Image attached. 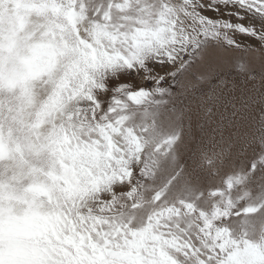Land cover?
Instances as JSON below:
<instances>
[{
	"label": "snow or ice",
	"instance_id": "obj_1",
	"mask_svg": "<svg viewBox=\"0 0 264 264\" xmlns=\"http://www.w3.org/2000/svg\"><path fill=\"white\" fill-rule=\"evenodd\" d=\"M253 3L264 11V0ZM5 4L26 14V24L11 59L0 51V264H264V223L258 239L257 223H234L264 205L236 211L234 180L226 182L228 192L209 193V201L203 194L173 195L179 177L145 200L134 178L152 177L157 155L172 141L153 145L149 155L142 131L130 125L129 110L143 93L111 108L101 103L106 88L118 83L109 79L113 72L148 54L171 58L192 40L187 0H0V13ZM37 34L46 41L70 34L74 46L62 43L74 58L61 64L69 55L61 51L47 73L36 74L29 45ZM53 94L58 103L46 107ZM45 150L59 168L44 171L49 184L62 191L65 172L74 176L73 191L56 211L61 223L50 234L8 232L6 219L39 215L35 203L49 200L29 199L35 185L22 178L25 168L34 170L31 157Z\"/></svg>",
	"mask_w": 264,
	"mask_h": 264
},
{
	"label": "rangeland",
	"instance_id": "obj_2",
	"mask_svg": "<svg viewBox=\"0 0 264 264\" xmlns=\"http://www.w3.org/2000/svg\"><path fill=\"white\" fill-rule=\"evenodd\" d=\"M187 2L193 9L192 40L171 58L148 54L134 67L113 72L109 79L118 83L106 88L101 103L111 108L121 98L143 93L129 110L130 125L142 131L149 155L153 145L172 141L166 154L157 155L152 177L134 178L145 200L170 178L179 177L173 195L182 189L193 199L203 194L205 201L214 190L228 192L226 182L234 180L235 210L259 207L264 205V11H256L253 0ZM195 21L204 23L197 27ZM16 208L19 212L23 205ZM245 219L257 223L258 239L264 208L234 223ZM60 223L58 218L45 225L30 215L6 219L4 229L50 234Z\"/></svg>",
	"mask_w": 264,
	"mask_h": 264
},
{
	"label": "clouds",
	"instance_id": "obj_3",
	"mask_svg": "<svg viewBox=\"0 0 264 264\" xmlns=\"http://www.w3.org/2000/svg\"><path fill=\"white\" fill-rule=\"evenodd\" d=\"M23 7V6H21ZM26 24V14L18 12L15 6L10 7L4 5L3 13H0V37H2L3 43H0V51L5 53V60L11 59V46L15 39V36L21 27ZM38 31V30H36ZM67 40L68 44L74 46V42L71 39L70 34H65L62 39L53 38L51 40H45L44 35L37 34L29 47L35 53L33 58V70L36 74L47 73L51 67L53 61L61 51H68L69 55L61 59V64L65 63L67 59L74 58L71 55V50L63 45L62 41ZM58 72L56 75L58 76ZM27 93V89H25ZM35 92L33 97H35ZM58 103V98L55 94L50 95L47 98V106L54 107ZM34 170L29 174L28 169L25 168L22 178L28 179L35 187L32 189L33 195H29V199L39 197L41 195L49 197L48 201L40 200L35 203V208L39 213V218L45 223V225H55L58 222V216L56 211L58 205H61L66 196L73 191L74 176L71 170L65 172L63 179L67 184V188L58 191L53 184L47 182V177L43 174L45 170H57L56 158L50 151H41L38 155L31 157ZM24 195H28L25 193ZM177 196L185 195L182 189H178L175 193Z\"/></svg>",
	"mask_w": 264,
	"mask_h": 264
}]
</instances>
